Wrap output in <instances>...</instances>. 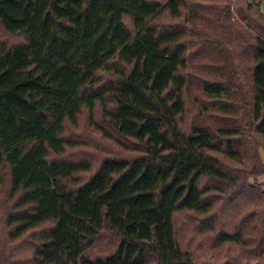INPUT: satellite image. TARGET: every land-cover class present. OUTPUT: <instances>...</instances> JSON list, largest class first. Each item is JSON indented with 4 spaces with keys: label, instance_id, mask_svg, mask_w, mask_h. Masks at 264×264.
I'll list each match as a JSON object with an SVG mask.
<instances>
[{
    "label": "trees",
    "instance_id": "1",
    "mask_svg": "<svg viewBox=\"0 0 264 264\" xmlns=\"http://www.w3.org/2000/svg\"><path fill=\"white\" fill-rule=\"evenodd\" d=\"M263 7L0 0L11 251L26 242L25 264H264ZM218 8L226 31L206 27ZM195 90L227 122L187 124Z\"/></svg>",
    "mask_w": 264,
    "mask_h": 264
},
{
    "label": "rangeland",
    "instance_id": "2",
    "mask_svg": "<svg viewBox=\"0 0 264 264\" xmlns=\"http://www.w3.org/2000/svg\"><path fill=\"white\" fill-rule=\"evenodd\" d=\"M264 11V7L262 9ZM222 14V11H220V9L218 8V10L216 12H209L206 11L205 15H206V20H208L209 24L206 25V27L209 30L212 31H218L219 28L217 27V22L221 24V29H223L224 31H226L227 25L225 20L221 19V17L219 15ZM235 19V18H233ZM236 21V20H234ZM196 67H200L202 65H204V62L201 61V59L196 61ZM211 63H208L209 66H211V69L207 71L206 70H202L201 71H193L195 72L196 75H198V80H202V79H211V77L209 76V78H207V74H215L216 73V69L214 68H218V66L220 65V63L213 59L212 61H210ZM220 73V71H219ZM197 80V81H198ZM196 88V87H195ZM189 103H188V115H187V119H186V123L187 124H199L202 122H206L208 121V123H212L215 126L216 125H220L223 123V121L225 120L227 122V116H221L220 114L215 113L214 111L212 112L211 110L209 111V113H207V111L204 109L205 105V99L203 97H201L198 93V91H193L192 95L190 96V98L188 99ZM257 182L259 184L264 185V175L260 176L257 178ZM9 206L8 202L5 199V192L4 189H0V261L1 258H3V262H4V258H10L12 257V261H16L19 262L20 264H25V261H22L23 258H26V253L28 252V247L29 245L26 244V242H19L18 244H16L14 247H17V249H15L14 251H11V248L13 246H9L7 245V239L5 237V232H4V227H3V219L5 216V212H6V208ZM4 251V252H3Z\"/></svg>",
    "mask_w": 264,
    "mask_h": 264
}]
</instances>
